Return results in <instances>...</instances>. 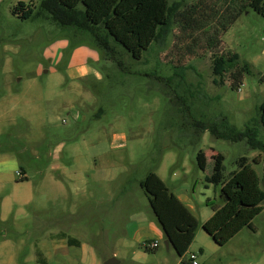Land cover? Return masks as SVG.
Masks as SVG:
<instances>
[{"label":"rangeland","instance_id":"374dc122","mask_svg":"<svg viewBox=\"0 0 264 264\" xmlns=\"http://www.w3.org/2000/svg\"><path fill=\"white\" fill-rule=\"evenodd\" d=\"M20 1H34V19L13 14ZM168 1L178 7L167 36L140 60L113 46L117 65L94 39L51 21L42 0H0V264H38L39 253L45 264H69L66 257L71 264H176L164 241L148 251L126 235L134 220L160 227L139 185L151 171L170 190L189 193L201 223L222 205L221 186L206 181L213 167L226 180L246 156L264 190V151L196 127L249 126L264 142V18L239 0ZM224 21L221 43L211 48ZM81 47L96 53L86 59L99 76L69 78ZM228 52L249 64L237 89L232 69L222 82L213 74L214 56ZM176 69L180 77L169 82ZM253 223L258 234L245 230L236 244L254 245V264H264V210ZM69 237L79 244L68 245Z\"/></svg>","mask_w":264,"mask_h":264},{"label":"trees","instance_id":"16d2710c","mask_svg":"<svg viewBox=\"0 0 264 264\" xmlns=\"http://www.w3.org/2000/svg\"><path fill=\"white\" fill-rule=\"evenodd\" d=\"M239 1L242 5L252 7L264 18V0ZM33 3L34 1L18 2L13 8V14L22 20L34 19L38 12ZM41 7L48 18L58 26L77 31L85 39H94L96 48L106 50L109 58H115L113 48L120 44L133 59L140 60L144 51L149 50L154 43L165 38L170 32L178 4L170 5L168 0H42ZM245 8L241 7L238 11ZM227 27V23L222 22L220 32L217 31L209 37L208 45L211 48L220 45L221 35ZM116 63L122 64L118 60ZM240 65L237 53L215 55L212 64L213 74L222 82L225 74L232 69L231 86L237 89L249 71L248 63ZM176 77H180L178 69L168 78L169 82ZM259 111L260 122L264 126V103L260 105ZM196 127L209 130L217 139L246 141L252 149L264 151V142L259 138L255 128L248 126L243 130L227 129L223 132L216 123L205 126L202 122L197 123ZM221 127L224 125L221 124ZM213 158L221 161L224 156L218 154ZM197 161L198 166L205 170L207 157L204 151L198 152ZM254 162L259 163L258 158H255ZM236 163L238 169L226 180L223 171L215 167L212 174L206 177L208 183L221 186L222 205L213 206L212 216L202 224L157 173L151 171L140 181L139 185L148 196L150 206L166 239L178 256L182 257L181 264H192L184 256L200 226L221 246L227 244L242 229L246 227L254 229V219L264 210V190L261 188L259 175L248 157L241 156ZM67 244L78 245L79 242L69 237ZM37 263H46L40 253Z\"/></svg>","mask_w":264,"mask_h":264},{"label":"crops","instance_id":"0c3cea01","mask_svg":"<svg viewBox=\"0 0 264 264\" xmlns=\"http://www.w3.org/2000/svg\"><path fill=\"white\" fill-rule=\"evenodd\" d=\"M86 47H81L79 50H77V52L79 51L78 53L82 54L84 57L81 58L78 62L73 61L72 63L69 64L67 68V74L69 78L77 79L90 75L99 76L97 74V71L91 68V66L89 65L86 59L87 56L97 57L96 53L92 50V48L89 47L86 48ZM120 146L124 147L125 144H122ZM172 192L195 215V212H197L196 207L192 199L190 198L189 193L183 190L182 188ZM211 216L212 215H210V217ZM210 217H208V219ZM253 227L254 229H250L247 227L242 229L227 244L221 246L218 245L212 239V237L208 235L204 231V229L200 226L196 232L195 239L191 244V246L189 247L184 258L189 259L190 254L195 253L198 256L199 264H227V263L237 264L240 262L242 264H254V258L259 254V250H257V248L254 245L236 244L238 240L242 238L245 230H248L250 233L258 234V228L254 223H253ZM126 235L131 241L139 244L140 246L142 245L145 246L146 242L156 241L158 243V247L156 249L160 247L161 242L163 241L165 242L166 240L163 230L157 226L156 222L154 221L150 222L145 219L139 221L138 223L135 220L127 223ZM53 248L58 257L61 251L55 242L53 244ZM171 249H173V247L170 244L169 251ZM261 252L264 253V249ZM114 256H117V254L114 253ZM63 260H65L66 263L71 264V261L68 257H66ZM181 261H182V257L178 256L176 264H181ZM49 264H51L50 261ZM114 264H117V262H115Z\"/></svg>","mask_w":264,"mask_h":264},{"label":"built area","instance_id":"2783aa9c","mask_svg":"<svg viewBox=\"0 0 264 264\" xmlns=\"http://www.w3.org/2000/svg\"><path fill=\"white\" fill-rule=\"evenodd\" d=\"M145 247L149 250H154L158 247V243L156 241L146 242ZM189 260L192 264H199L198 256L195 253L190 254Z\"/></svg>","mask_w":264,"mask_h":264},{"label":"water","instance_id":"95a60500","mask_svg":"<svg viewBox=\"0 0 264 264\" xmlns=\"http://www.w3.org/2000/svg\"><path fill=\"white\" fill-rule=\"evenodd\" d=\"M165 245H166L167 248H169L170 242H169L168 239L165 240ZM115 262H117L115 259H110L105 264H114Z\"/></svg>","mask_w":264,"mask_h":264}]
</instances>
